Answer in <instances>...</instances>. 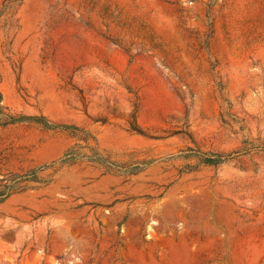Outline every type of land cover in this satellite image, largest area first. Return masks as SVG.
<instances>
[{"label": "rangeland", "instance_id": "rangeland-1", "mask_svg": "<svg viewBox=\"0 0 264 264\" xmlns=\"http://www.w3.org/2000/svg\"><path fill=\"white\" fill-rule=\"evenodd\" d=\"M0 77L104 161L0 127V264H264V0H0Z\"/></svg>", "mask_w": 264, "mask_h": 264}, {"label": "trees", "instance_id": "trees-1", "mask_svg": "<svg viewBox=\"0 0 264 264\" xmlns=\"http://www.w3.org/2000/svg\"><path fill=\"white\" fill-rule=\"evenodd\" d=\"M1 80V77H0ZM2 94L0 93V127L14 126V125H33L40 127L45 131L51 132H67L69 133L77 142H81L84 144V147H77L80 151H76L72 149L68 151L64 155V159L61 161V165H71L77 161L79 156L81 158H87V160L94 164L104 165L103 159L98 154L97 151V142L96 139L93 138L88 133L81 131L75 127H66L59 126L50 123L44 117H26V116H14L10 113V111L3 106ZM132 132L136 134H141L139 129H137L136 125L133 124L131 127ZM82 150H87L90 153V157H88L85 153H81ZM93 159V160H92ZM225 159L224 156H211L210 159H206L205 164L209 166L219 165ZM31 177L35 176V173L30 175ZM27 178V176H24Z\"/></svg>", "mask_w": 264, "mask_h": 264}]
</instances>
